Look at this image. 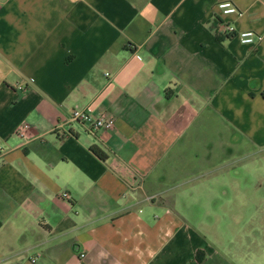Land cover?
Listing matches in <instances>:
<instances>
[{"label":"crops","instance_id":"crops-1","mask_svg":"<svg viewBox=\"0 0 264 264\" xmlns=\"http://www.w3.org/2000/svg\"><path fill=\"white\" fill-rule=\"evenodd\" d=\"M250 158L264 169V0H0V264H264Z\"/></svg>","mask_w":264,"mask_h":264},{"label":"built area","instance_id":"built-area-1","mask_svg":"<svg viewBox=\"0 0 264 264\" xmlns=\"http://www.w3.org/2000/svg\"><path fill=\"white\" fill-rule=\"evenodd\" d=\"M217 10H219L221 15L226 14H237L240 15L238 8L230 1H221L216 4ZM224 33L235 36L240 43L245 45H254L262 40V35L254 32L252 30H236L235 27L227 22H222ZM20 91H25L26 86H18ZM71 121L82 123L86 126L89 131H95L100 129H110L114 126V118L107 114H101L97 117H93L87 111L83 109H73L70 116ZM16 134L20 137L26 138V126L24 124L18 126L16 129ZM63 198L68 199L69 193L64 191L61 193ZM85 254L81 253L80 256L83 257Z\"/></svg>","mask_w":264,"mask_h":264},{"label":"rangeland","instance_id":"rangeland-1","mask_svg":"<svg viewBox=\"0 0 264 264\" xmlns=\"http://www.w3.org/2000/svg\"><path fill=\"white\" fill-rule=\"evenodd\" d=\"M255 157V156H254ZM249 157L247 156L246 159H248ZM253 158L249 159V162H246V165L244 167V169H242L240 171L241 175H244L246 181L245 183H242L244 186L245 190H253V180L252 178H254L256 175L258 174H262L264 169H261L260 171H258L257 173L255 172V169H259L255 166V168H253L252 166H250L251 161Z\"/></svg>","mask_w":264,"mask_h":264},{"label":"trees","instance_id":"trees-1","mask_svg":"<svg viewBox=\"0 0 264 264\" xmlns=\"http://www.w3.org/2000/svg\"><path fill=\"white\" fill-rule=\"evenodd\" d=\"M94 151L100 158L105 157V153L102 150H100L99 148H94Z\"/></svg>","mask_w":264,"mask_h":264}]
</instances>
